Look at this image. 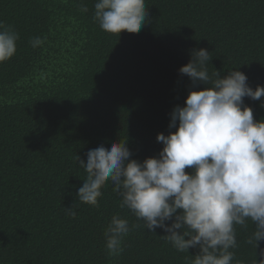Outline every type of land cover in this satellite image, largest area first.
<instances>
[{"label":"trees","instance_id":"trees-1","mask_svg":"<svg viewBox=\"0 0 264 264\" xmlns=\"http://www.w3.org/2000/svg\"><path fill=\"white\" fill-rule=\"evenodd\" d=\"M97 2L0 0V23L19 37L0 63V264H192L199 250L180 252L162 229H145L111 180L96 206L81 203L87 172L77 156L86 163L89 150L127 141L130 159L158 157L157 135L176 130L174 107L211 87L179 73L194 49L210 53L212 79L239 70L253 90L264 86V0H145V26L121 34L101 29ZM262 102L244 98L256 121ZM74 205L72 218L65 208ZM113 216L131 229L118 255L106 248ZM246 224L234 225L232 264L255 262Z\"/></svg>","mask_w":264,"mask_h":264},{"label":"clouds","instance_id":"clouds-1","mask_svg":"<svg viewBox=\"0 0 264 264\" xmlns=\"http://www.w3.org/2000/svg\"><path fill=\"white\" fill-rule=\"evenodd\" d=\"M94 7L101 29L112 34L139 33L149 19L145 0H98ZM81 11L88 9L81 5ZM18 39L0 23V63L14 56ZM41 42L38 37L31 41L33 47ZM190 55L179 73L193 87H211L190 91L185 106L174 107L168 127L176 130L157 135L163 145L158 157L130 159L127 141L89 150L86 163L77 156L87 172L77 198L96 206L101 188L111 180L122 198L120 207L131 210L145 229H162L180 252L199 250L192 264H232L234 225L246 227L250 219L255 231L247 243L255 249L254 264H264V249L259 261L256 251L264 241V120H254L253 110L244 105L245 97L262 100L264 86L253 90L239 70L224 78L214 71L212 79L205 67L207 49H194ZM65 213L75 218V205ZM130 231L127 220L112 217L105 231L109 255L123 251V238Z\"/></svg>","mask_w":264,"mask_h":264}]
</instances>
